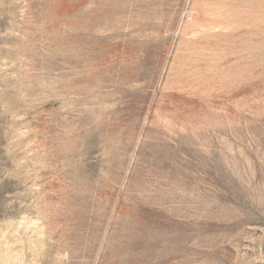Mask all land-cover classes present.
<instances>
[{
  "label": "rangeland",
  "instance_id": "rangeland-1",
  "mask_svg": "<svg viewBox=\"0 0 264 264\" xmlns=\"http://www.w3.org/2000/svg\"><path fill=\"white\" fill-rule=\"evenodd\" d=\"M0 264H264V0H0Z\"/></svg>",
  "mask_w": 264,
  "mask_h": 264
}]
</instances>
